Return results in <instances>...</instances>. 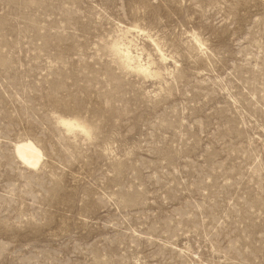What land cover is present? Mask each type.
Returning <instances> with one entry per match:
<instances>
[{
    "label": "rangeland",
    "instance_id": "374dc122",
    "mask_svg": "<svg viewBox=\"0 0 264 264\" xmlns=\"http://www.w3.org/2000/svg\"><path fill=\"white\" fill-rule=\"evenodd\" d=\"M0 264H264V0H0Z\"/></svg>",
    "mask_w": 264,
    "mask_h": 264
},
{
    "label": "bare ground",
    "instance_id": "6f19581e",
    "mask_svg": "<svg viewBox=\"0 0 264 264\" xmlns=\"http://www.w3.org/2000/svg\"><path fill=\"white\" fill-rule=\"evenodd\" d=\"M125 58L128 60L130 57L129 55L125 54ZM61 123L64 124L66 127H80L82 126L70 120H61ZM14 153L16 154L17 158L22 161L27 166H36L41 157L40 149L30 140H21L14 145Z\"/></svg>",
    "mask_w": 264,
    "mask_h": 264
}]
</instances>
